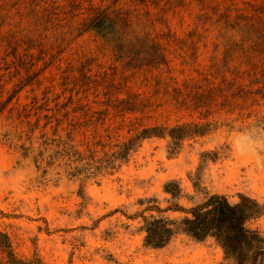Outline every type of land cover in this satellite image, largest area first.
Listing matches in <instances>:
<instances>
[{
	"label": "rangeland",
	"instance_id": "374dc122",
	"mask_svg": "<svg viewBox=\"0 0 264 264\" xmlns=\"http://www.w3.org/2000/svg\"><path fill=\"white\" fill-rule=\"evenodd\" d=\"M92 4L102 3L92 0ZM215 4L221 5V11L230 9V27L236 32L241 27L243 39L253 46L248 57L264 64V0H215ZM148 6L157 30L164 34L159 46L167 67L148 72L147 83H142L143 72L122 74L121 63L92 30L74 33L62 54L70 60L90 61L91 77L97 71L122 74L133 92L150 96L155 112L148 118L139 113L128 116L142 118L139 130L191 122L158 107L166 83L170 89L181 86L187 79L214 72L212 64L220 66L230 57L217 46L222 40L216 41L215 26L205 25L206 32L199 29L202 40L193 31L200 14L197 0H148ZM238 14L243 16L237 19ZM225 36L239 39L233 31ZM45 85L25 87L18 95L19 104H29L32 96L40 99ZM119 98L126 95L120 93ZM96 100L100 102L101 96ZM259 110L264 111V105ZM210 121L205 134L188 136L175 147L163 135L136 140L126 160H116L109 168L74 172L61 153L40 152L36 144L29 147L19 139L4 112L0 115V264H264V166L233 148L234 141L253 127H241L223 115ZM132 134L124 128L113 143L125 142ZM209 194L222 195L230 203L244 195L263 206L260 216L245 223L259 238L253 246L226 254L213 237L198 241L183 233L162 248L144 245L145 218L179 220L186 215L182 210Z\"/></svg>",
	"mask_w": 264,
	"mask_h": 264
},
{
	"label": "trees",
	"instance_id": "16d2710c",
	"mask_svg": "<svg viewBox=\"0 0 264 264\" xmlns=\"http://www.w3.org/2000/svg\"><path fill=\"white\" fill-rule=\"evenodd\" d=\"M100 1V7H95L92 0H0V115L7 113L15 135L29 147L36 144L40 152L53 149L61 153L66 167L78 172L109 168L116 160H126L136 140L163 135L175 147L188 136H202L214 115H223L241 127H264V111L259 110L264 105L263 61L248 57L253 46L243 39L241 27L237 32L230 27L227 6L221 11L215 0H197L200 14L193 31L202 40L208 31L205 25L215 26L216 41L222 40L217 46L230 57L220 66L212 64L214 72L187 79L181 86L170 89L166 83L158 107L191 122L139 130L138 120L148 118L157 107L150 96L133 92L122 74L143 72L142 83H147L148 72L166 69L159 46L164 34L156 28L148 0ZM158 14L162 16L161 10ZM172 14L178 12L172 10ZM242 16L238 14L237 19ZM210 21L214 24H205ZM84 30L94 31L110 47L122 65L121 75L97 71L91 77L90 61L63 58L73 34ZM229 31L238 35V41L225 36ZM150 44L157 48H149ZM45 83L40 99L32 96L29 104H19L18 95L25 87L41 88ZM120 93L126 98H119ZM99 95L100 102L96 100ZM135 113L142 118L128 117ZM124 128L133 134L125 142L113 143ZM182 212L186 215L179 220L145 218L144 245L162 248L175 234L183 233L198 241L213 237L226 254H233L259 239L245 228L248 220L263 213V206L250 197L241 195L237 203H230L222 195L209 194Z\"/></svg>",
	"mask_w": 264,
	"mask_h": 264
},
{
	"label": "clouds",
	"instance_id": "9594fccd",
	"mask_svg": "<svg viewBox=\"0 0 264 264\" xmlns=\"http://www.w3.org/2000/svg\"><path fill=\"white\" fill-rule=\"evenodd\" d=\"M264 119V118H261ZM233 148L241 156H251L264 166V127L254 126L234 141Z\"/></svg>",
	"mask_w": 264,
	"mask_h": 264
}]
</instances>
